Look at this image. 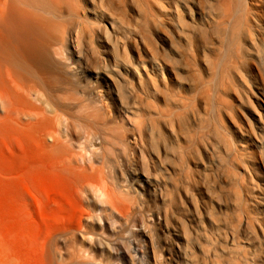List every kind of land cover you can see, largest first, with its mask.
<instances>
[{
    "label": "bare ground",
    "instance_id": "6f19581e",
    "mask_svg": "<svg viewBox=\"0 0 264 264\" xmlns=\"http://www.w3.org/2000/svg\"><path fill=\"white\" fill-rule=\"evenodd\" d=\"M197 3L0 0V111L42 129L48 141L46 150L73 177L87 204L82 224L47 241L45 264H160L153 231L141 216L135 199L128 197L134 192L133 183L143 177L139 173H144V182L151 185L163 204L168 200L163 190L172 182L173 170L189 169L187 156L192 149L189 144H180L190 143L185 114L189 105L181 107L175 118L156 112L149 103L143 111L131 108L135 100L127 97L125 90L133 93L132 83L142 89L141 84L147 82L153 94L159 93L154 101H170L159 88L166 90L172 81L182 85L174 74L177 65L171 59L163 61L167 57L164 44L174 49L181 42L195 48L196 65L202 62L206 69L217 71L218 85L222 86L226 75L232 72L233 51L240 40L255 29L264 34V0H218L216 12L230 13L232 18L226 34L217 26L209 28L214 21L199 11ZM130 22L137 25L132 37L128 35ZM210 33L224 50L206 66ZM134 49L141 52L144 60L138 53L135 55ZM242 53L247 56L246 50ZM255 60L264 71L262 49ZM100 86L113 105L108 114L101 108L94 109L93 96ZM224 93L214 92L219 103L213 105L212 117L203 124L198 122L203 137L206 131L212 136L211 143L200 137L201 154L214 156L217 161L222 158L216 157L215 147L233 154L234 139L242 137L240 129L225 119L229 106ZM77 97H86L90 107L93 105L90 119L77 116ZM240 102L246 107L243 120L251 134V139L243 144L256 145L263 156L260 169L264 171V88L258 80L252 79ZM221 118L230 122L229 130ZM108 133H112L113 141ZM108 153L117 158L113 178L105 171L108 159L104 156ZM201 154L197 152L196 158L198 166L204 168ZM128 155L134 161L132 165H127ZM197 178L201 185L195 193L185 187L183 193L177 194V204L183 211L181 218L174 220L165 209H158L155 215L166 234L173 235L169 244L177 264H189L191 224H202L210 216L206 206L211 193L205 183L208 178L204 174ZM258 230L260 235L246 221L240 223L239 232H250L260 246L264 231ZM57 240L62 242V248L57 247ZM97 254L101 260H95ZM243 261L264 264V256L258 261ZM0 264L12 261L0 256Z\"/></svg>",
    "mask_w": 264,
    "mask_h": 264
},
{
    "label": "rangeland",
    "instance_id": "374dc122",
    "mask_svg": "<svg viewBox=\"0 0 264 264\" xmlns=\"http://www.w3.org/2000/svg\"><path fill=\"white\" fill-rule=\"evenodd\" d=\"M196 1L199 2L197 3L199 11L207 14L214 21L209 28L217 26L223 34H226L232 20L231 15H228L230 13L216 12L218 0ZM136 27L135 23L130 22L129 37H132ZM210 34L206 66L209 62H215L224 50V46L218 44L215 35ZM180 44V47L174 49L164 44L167 57L163 61L168 62L171 59L177 65L174 74L180 77L179 84L182 85L179 87L172 81L169 86L167 85L166 90L159 88L170 101H154L157 100L159 93L153 94L147 82L141 84L142 89L132 83L133 93L125 90V95L127 97L130 95L135 100V103L130 105L131 108L145 111L149 103L156 112L171 114L174 118L181 113V107L189 105L185 114L189 120L187 133L190 143L180 141L181 146L189 144L192 149L187 156L189 169L173 170L172 182H169L167 187H163V194L168 198L163 204L157 200L151 185L144 182V173H139V176L141 174L143 177L133 183L134 192H131L128 198L135 199L134 201L141 208V216L153 231L159 263L177 264L173 255V246L169 244L173 235L166 234L162 226L158 225L155 215L158 209H165L174 220L181 218L183 211L177 204V194L183 193L185 187L195 193L201 185L197 177L204 174L208 178L205 183L211 187V193L206 199L207 209H210L207 214L209 212L210 216L208 215L202 224H191L192 240L187 248L189 264L190 261L194 264H244L243 259L258 261L264 256V243L259 246L253 234L250 232L241 234L239 229L240 223L246 221L258 235H260L258 228L264 231L262 215L264 171L260 169L263 156L256 149V145L243 144L251 139V134L243 120L246 107L238 101L252 79L258 80L264 88V71L255 60L258 52L261 49L264 51V34L259 29H255L247 32L245 38L240 40L237 50L233 51L232 72L226 75L222 86L218 85L215 69H206L202 62L195 64V48L187 47L183 42ZM245 50L247 56L242 53ZM134 51L135 55L138 53L144 60L140 51L136 49ZM201 84L205 87H201ZM156 85L160 86L158 82ZM215 91L226 92L224 101L228 104L229 111L226 109L225 119L242 132V137H237L236 141L234 139L233 154H225L220 148L215 147L216 157L222 158L218 161L214 156L205 157L201 154V138L211 143L212 136L206 131L203 137L198 129L199 123L203 124L212 117L213 105L219 103L213 96ZM95 92L94 109L101 108L108 114L113 106L109 94L102 86L97 87ZM76 99H78L75 101L77 116L90 119L94 111L93 105L91 104L90 107L86 97L82 100L81 97ZM91 108L93 110L89 111ZM87 112H90V116ZM225 119L221 118V121L229 130L230 122ZM108 134L113 141L112 133ZM112 141H109V144L115 148L111 144ZM46 142L48 141L44 138L40 127L28 125L22 119L6 116L0 111V256L12 261V264H45L47 241L58 238L68 230L76 229L83 223L87 212V204L78 193L73 177L63 171L56 160L49 155L45 148ZM197 152L203 155L204 168L198 166ZM104 157L108 159L106 173L108 172L110 178L116 177L117 158L109 156V153ZM129 157L130 155L127 161L130 163L127 165H132L134 161ZM127 167L125 168L128 169ZM137 169L140 170L139 167ZM56 243L58 248H62L63 244L60 240ZM95 260H101L100 255L97 254Z\"/></svg>",
    "mask_w": 264,
    "mask_h": 264
}]
</instances>
